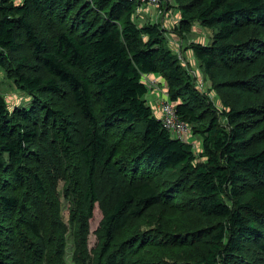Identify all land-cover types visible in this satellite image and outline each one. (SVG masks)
<instances>
[{
	"label": "trees",
	"instance_id": "1",
	"mask_svg": "<svg viewBox=\"0 0 264 264\" xmlns=\"http://www.w3.org/2000/svg\"><path fill=\"white\" fill-rule=\"evenodd\" d=\"M173 1L170 32L134 0H0V71L24 95L0 91V264H67L70 226L75 264H264V0ZM196 23L220 107L166 37ZM150 74L198 151L148 103Z\"/></svg>",
	"mask_w": 264,
	"mask_h": 264
},
{
	"label": "rangeland",
	"instance_id": "2",
	"mask_svg": "<svg viewBox=\"0 0 264 264\" xmlns=\"http://www.w3.org/2000/svg\"><path fill=\"white\" fill-rule=\"evenodd\" d=\"M19 2V0H17ZM135 1V0H134ZM166 0H161V2L157 5L154 6H144V4H141V6H144V8H141L138 4L139 2L136 1L137 3V22L142 23L144 21H159L161 24H164V27L168 29V31L172 32L171 25L173 24L174 20L177 19L178 13L177 9L171 8L173 5V0H169L167 2V5L164 3ZM167 6L165 8V5ZM162 5H164L162 10ZM170 6V7H169ZM177 15V16H176ZM166 35L168 42L170 41L169 39L172 40V42L176 39L175 43V50L178 53V57L181 61V63L190 69V74L194 78L195 85L196 87L202 91L205 92L209 99L213 101V103L217 106H221V101L222 98L218 92L213 89L211 90L210 86V81L207 76V74L203 71L202 67H200L198 61L193 57L191 49L188 48V45H190L193 42H201L206 44L208 42V39L210 38L211 32L209 29L202 27L199 24H193L191 27V30L186 34V37L184 38V43L182 42L181 44L179 43L180 38L175 36V34L172 33ZM185 47V48H184ZM159 88L158 90V96H159V101L161 98H166L164 95V83L162 86L157 85ZM154 89H150L149 91H153ZM0 91L2 94L6 96L7 99L11 102L14 100L17 102L20 100L24 95L19 91L16 90V87L9 82L8 78L5 76L4 72L0 71ZM149 94V93H148ZM225 95H222L224 97ZM227 100L229 98L225 97ZM148 100L149 97H148ZM158 102V101H156ZM154 106H157V103L154 104ZM155 112V108H153ZM157 114V112H155ZM189 126V125H188ZM190 128V126H189ZM191 131V128H190ZM190 140H192V144L195 148L196 151L199 150L200 146V141L197 137L191 134ZM61 188H62V182L58 184V192L61 197L62 201V211L61 214L63 216L64 221L67 223L66 219L68 218L67 215V208H66V202L64 201V198L61 193ZM102 219V210L100 207V204L98 202L94 203L93 207V216L88 220V235H87V247L88 250L90 251L91 248H93L97 242V236H96V231L99 227L100 221ZM73 246H74V239H73V227L70 226L67 232V238H66V247H65V259L67 264H75L73 261Z\"/></svg>",
	"mask_w": 264,
	"mask_h": 264
},
{
	"label": "built area",
	"instance_id": "3",
	"mask_svg": "<svg viewBox=\"0 0 264 264\" xmlns=\"http://www.w3.org/2000/svg\"><path fill=\"white\" fill-rule=\"evenodd\" d=\"M135 1L139 2V6H141V4L154 6L161 2V0H135ZM144 81L148 86L149 90L154 89L156 93L158 92L159 88L157 87V85L159 83L155 78L152 77L150 78L147 77V75H144ZM164 88H165L164 95L166 96V98H161L159 101V97H158L157 105L160 111L158 117L161 120L163 127L171 134L172 137L186 142L190 141V137H191L190 128L187 123H185L183 120H181L178 117L175 105L171 103L170 100L168 99L167 89L165 86Z\"/></svg>",
	"mask_w": 264,
	"mask_h": 264
},
{
	"label": "crops",
	"instance_id": "4",
	"mask_svg": "<svg viewBox=\"0 0 264 264\" xmlns=\"http://www.w3.org/2000/svg\"><path fill=\"white\" fill-rule=\"evenodd\" d=\"M144 6H147V5L144 4ZM144 6H140V7H141V8H144ZM176 16H177V15H176ZM170 36H172V35H170ZM169 40H170V41H169L170 45H171L173 48H175V45L173 44V42L175 43V41H176L175 44H177V40L175 39L173 42H172L171 39H169ZM182 42L184 43L183 40H179V43H180V44H181ZM184 48H185V47H184ZM175 49H176V48H175ZM147 77L155 78V79L157 80L158 83H161V84L164 83L163 80H159L160 77H158L157 75L150 74V75H147ZM164 86H165V84H164ZM148 93H149V94L146 95L147 100H148V97H149V99H150V100H148V103L152 106V108H155V112H157L156 115L158 116L160 111H159L158 105H157V106H154V104L158 103V102H156V101H158V97H159V96H157V93L155 92V90H153V91H149ZM190 142H192V140H190Z\"/></svg>",
	"mask_w": 264,
	"mask_h": 264
}]
</instances>
